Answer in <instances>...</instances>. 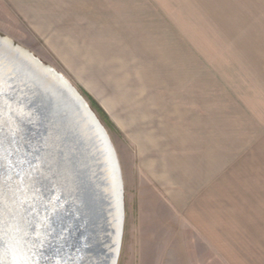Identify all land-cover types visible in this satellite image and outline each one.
I'll return each mask as SVG.
<instances>
[{
    "label": "rangeland",
    "instance_id": "1",
    "mask_svg": "<svg viewBox=\"0 0 264 264\" xmlns=\"http://www.w3.org/2000/svg\"><path fill=\"white\" fill-rule=\"evenodd\" d=\"M146 1L161 4L0 5V36L104 127L117 264H264V0Z\"/></svg>",
    "mask_w": 264,
    "mask_h": 264
},
{
    "label": "water",
    "instance_id": "2",
    "mask_svg": "<svg viewBox=\"0 0 264 264\" xmlns=\"http://www.w3.org/2000/svg\"><path fill=\"white\" fill-rule=\"evenodd\" d=\"M116 152L61 74L0 36V264H117Z\"/></svg>",
    "mask_w": 264,
    "mask_h": 264
},
{
    "label": "crops",
    "instance_id": "3",
    "mask_svg": "<svg viewBox=\"0 0 264 264\" xmlns=\"http://www.w3.org/2000/svg\"><path fill=\"white\" fill-rule=\"evenodd\" d=\"M161 4L146 0H0V5L6 6H71V5H145ZM189 220L186 219V224ZM178 225L177 227H179Z\"/></svg>",
    "mask_w": 264,
    "mask_h": 264
},
{
    "label": "trees",
    "instance_id": "4",
    "mask_svg": "<svg viewBox=\"0 0 264 264\" xmlns=\"http://www.w3.org/2000/svg\"><path fill=\"white\" fill-rule=\"evenodd\" d=\"M92 102H93V100L92 99H90ZM93 104H95V102H93Z\"/></svg>",
    "mask_w": 264,
    "mask_h": 264
}]
</instances>
